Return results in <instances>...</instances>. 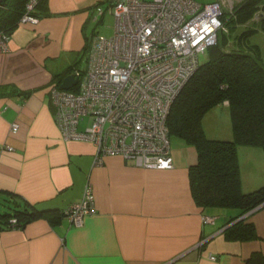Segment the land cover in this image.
<instances>
[{"label":"crops","instance_id":"crops-1","mask_svg":"<svg viewBox=\"0 0 264 264\" xmlns=\"http://www.w3.org/2000/svg\"><path fill=\"white\" fill-rule=\"evenodd\" d=\"M99 1L46 0L38 22L18 24L0 53V200L61 210L80 201L89 182L95 206L79 226L39 218L1 229L0 264H244L251 251L264 252V208L247 214L261 238L228 240L223 231L235 211L194 202L190 163L182 155L170 169L143 168L120 155L95 163L91 142L61 138L48 92L60 74L70 73L90 24L97 23ZM216 1L226 10L231 5ZM220 105L228 115L226 101ZM214 115L226 118L216 109ZM260 179L243 177V189L263 185ZM202 215L214 222L202 223Z\"/></svg>","mask_w":264,"mask_h":264},{"label":"built area","instance_id":"built-area-1","mask_svg":"<svg viewBox=\"0 0 264 264\" xmlns=\"http://www.w3.org/2000/svg\"><path fill=\"white\" fill-rule=\"evenodd\" d=\"M37 1H27L18 24L38 22L30 13ZM225 10L221 2L195 0H108L107 6H97L96 22L113 16L112 35L91 38L86 68L72 72L74 85L61 89L53 84L48 92L61 138L91 142L95 163L104 155H120L143 168H172L166 123L171 103L198 68L199 55L216 43ZM9 39L0 31V53L7 51ZM85 116L91 124L79 130ZM17 126L12 123L11 131ZM94 210L87 182L80 201L63 213L79 226ZM201 220L213 223L214 217L202 215Z\"/></svg>","mask_w":264,"mask_h":264},{"label":"trees","instance_id":"trees-1","mask_svg":"<svg viewBox=\"0 0 264 264\" xmlns=\"http://www.w3.org/2000/svg\"><path fill=\"white\" fill-rule=\"evenodd\" d=\"M27 1H0V31L10 34L14 30ZM45 5L46 0H38L30 13L39 18ZM221 21L227 31L221 29L216 43L205 51L206 59L199 62L171 103L166 123L169 138L178 136L196 149V160L188 167L194 202L201 209L234 210L223 231L225 238L250 241L261 238L247 214L264 208V184L243 189L237 151L239 146H251L264 152V51L249 41L264 31V0H241L225 10ZM67 74H60L54 83L58 86ZM223 101L228 104L232 136L209 138L203 117ZM63 210H43L5 198L0 200V230L22 228L39 218L58 224L64 218ZM244 264H264V252L251 251Z\"/></svg>","mask_w":264,"mask_h":264},{"label":"rangeland","instance_id":"rangeland-1","mask_svg":"<svg viewBox=\"0 0 264 264\" xmlns=\"http://www.w3.org/2000/svg\"><path fill=\"white\" fill-rule=\"evenodd\" d=\"M199 3L205 4L214 2L216 0H195ZM230 1V0H229ZM241 0H233V3H239ZM106 3L101 2V6H107ZM227 3V2H226ZM228 10L232 7L228 6ZM24 24V23H23ZM114 27V18L112 15L105 14L101 21L96 24H90L87 33L85 34L84 40L85 45L82 47V50L78 53L76 57V61L73 63L72 67H70V73L77 70H84L86 68V56L88 51V45L91 41V38L95 35H104V36H111L113 33ZM226 28H224L225 30ZM227 29L225 30V32ZM218 36H221V31H218ZM250 43L258 44L259 46H264V32H261L258 35H252L249 38ZM206 59V52L199 55L200 62ZM225 102V101H223ZM216 111L223 112L225 119L221 121H217L214 113ZM227 115L226 109L222 105H217L215 108L211 109L202 120V124L206 127V135L211 137H218V138H230L231 134V127L227 124ZM91 124V118L89 116H85L79 122L78 128L80 130H84ZM218 128V132L214 129ZM170 140V153L172 158L175 159L176 156L180 157L182 155V159L188 160L186 162L193 163L196 160V149L193 145L186 143L182 138L172 135L169 138ZM238 158L240 164V172H241V179L244 177L249 182L257 183L263 179H260L264 176V152L259 147H251V146H239L238 147ZM242 183V182H241Z\"/></svg>","mask_w":264,"mask_h":264},{"label":"water","instance_id":"water-1","mask_svg":"<svg viewBox=\"0 0 264 264\" xmlns=\"http://www.w3.org/2000/svg\"><path fill=\"white\" fill-rule=\"evenodd\" d=\"M76 81L77 78L75 77V75L73 73H68L67 75L61 78L59 88L69 89L72 85L76 83Z\"/></svg>","mask_w":264,"mask_h":264},{"label":"bare ground","instance_id":"bare-ground-1","mask_svg":"<svg viewBox=\"0 0 264 264\" xmlns=\"http://www.w3.org/2000/svg\"><path fill=\"white\" fill-rule=\"evenodd\" d=\"M233 0H230V2H231V6H234L235 5V3H233L232 2ZM228 4V3H227ZM237 4V3H236ZM229 5V4H228ZM218 36V35H217ZM217 41V40H216Z\"/></svg>","mask_w":264,"mask_h":264}]
</instances>
